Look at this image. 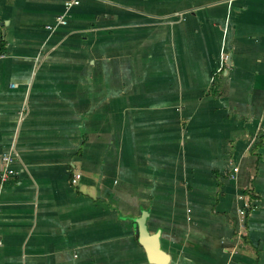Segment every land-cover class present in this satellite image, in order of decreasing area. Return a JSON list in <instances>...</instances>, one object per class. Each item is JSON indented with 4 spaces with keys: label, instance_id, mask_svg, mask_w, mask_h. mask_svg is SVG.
I'll list each match as a JSON object with an SVG mask.
<instances>
[{
    "label": "crops",
    "instance_id": "1",
    "mask_svg": "<svg viewBox=\"0 0 264 264\" xmlns=\"http://www.w3.org/2000/svg\"><path fill=\"white\" fill-rule=\"evenodd\" d=\"M65 1L0 0V264H156L145 211L169 264H264V0Z\"/></svg>",
    "mask_w": 264,
    "mask_h": 264
},
{
    "label": "built area",
    "instance_id": "2",
    "mask_svg": "<svg viewBox=\"0 0 264 264\" xmlns=\"http://www.w3.org/2000/svg\"><path fill=\"white\" fill-rule=\"evenodd\" d=\"M80 2L81 0H66L64 13H62L57 17L56 24H51L48 26V28L50 30H54L56 29L57 26L66 24L67 23L66 14L70 9L78 5ZM15 158H16L15 150L11 148L8 152L4 153L0 159V211H1V198L5 183L10 177L14 176L16 173V170L14 168ZM79 177H80V173L75 174L73 182H76ZM240 213L244 215L245 209L241 208ZM240 233H242V231H240ZM2 244H3V239L0 235V245Z\"/></svg>",
    "mask_w": 264,
    "mask_h": 264
},
{
    "label": "water",
    "instance_id": "3",
    "mask_svg": "<svg viewBox=\"0 0 264 264\" xmlns=\"http://www.w3.org/2000/svg\"><path fill=\"white\" fill-rule=\"evenodd\" d=\"M148 212H144L139 220L138 232L136 234L139 242L144 246L148 259L156 264H169L170 255L162 247L160 231L151 233L147 225Z\"/></svg>",
    "mask_w": 264,
    "mask_h": 264
},
{
    "label": "trees",
    "instance_id": "4",
    "mask_svg": "<svg viewBox=\"0 0 264 264\" xmlns=\"http://www.w3.org/2000/svg\"><path fill=\"white\" fill-rule=\"evenodd\" d=\"M4 52H5L4 42H3L2 37L0 35V55L4 54Z\"/></svg>",
    "mask_w": 264,
    "mask_h": 264
}]
</instances>
